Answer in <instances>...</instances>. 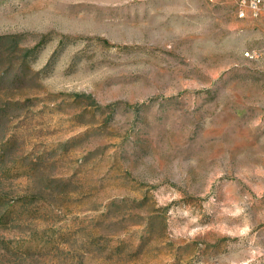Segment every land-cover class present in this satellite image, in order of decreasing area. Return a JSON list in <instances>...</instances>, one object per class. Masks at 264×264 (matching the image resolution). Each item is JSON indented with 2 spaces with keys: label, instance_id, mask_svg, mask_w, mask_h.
<instances>
[{
  "label": "rangeland",
  "instance_id": "obj_1",
  "mask_svg": "<svg viewBox=\"0 0 264 264\" xmlns=\"http://www.w3.org/2000/svg\"><path fill=\"white\" fill-rule=\"evenodd\" d=\"M0 35V264H264V14L0 0Z\"/></svg>",
  "mask_w": 264,
  "mask_h": 264
},
{
  "label": "trees",
  "instance_id": "obj_2",
  "mask_svg": "<svg viewBox=\"0 0 264 264\" xmlns=\"http://www.w3.org/2000/svg\"><path fill=\"white\" fill-rule=\"evenodd\" d=\"M33 49L22 47L21 38L15 35H0V87L11 91L28 75V56ZM18 102L5 104L7 115L15 110ZM2 131V130H1Z\"/></svg>",
  "mask_w": 264,
  "mask_h": 264
},
{
  "label": "built area",
  "instance_id": "obj_3",
  "mask_svg": "<svg viewBox=\"0 0 264 264\" xmlns=\"http://www.w3.org/2000/svg\"><path fill=\"white\" fill-rule=\"evenodd\" d=\"M242 6L248 7L253 16H260L261 14H264V0H242ZM244 15V8H242L240 16ZM247 55H250V53L247 52Z\"/></svg>",
  "mask_w": 264,
  "mask_h": 264
}]
</instances>
